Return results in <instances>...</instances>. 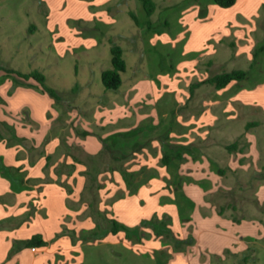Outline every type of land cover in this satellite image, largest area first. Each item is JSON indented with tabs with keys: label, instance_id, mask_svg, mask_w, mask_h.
Returning a JSON list of instances; mask_svg holds the SVG:
<instances>
[{
	"label": "rangeland",
	"instance_id": "374dc122",
	"mask_svg": "<svg viewBox=\"0 0 264 264\" xmlns=\"http://www.w3.org/2000/svg\"><path fill=\"white\" fill-rule=\"evenodd\" d=\"M114 1L0 0V118L46 152L60 140L48 163L66 174L80 163L86 181L74 199L58 184L46 185L31 222L26 215L18 221L20 210L0 204V264H264V218L252 206L239 212L254 202L253 186L241 182L247 174L230 170L236 152L221 150L235 141L240 146V137L233 139L254 116L242 112L224 127L231 115L224 113V98L231 93L209 84L191 90L224 71L247 70L245 87L264 77V52L247 60L264 46V0H237L227 9L213 0H153L150 17L138 0ZM230 29L239 32L235 44ZM111 44L121 46L127 65L116 91L105 90L100 79L111 68ZM34 70L58 91L59 103L14 74ZM193 128L201 153L221 163L212 170L190 165L194 179L224 171L221 180L211 176L221 183L213 197L197 180L180 179L176 166L184 152L195 158ZM29 141L13 138L18 144L11 148L0 142V156L11 166L23 162L16 156L25 146L32 150ZM42 151L34 153L45 156ZM31 170L42 172L40 164ZM113 171L121 177L113 178ZM3 186L9 183L0 174L1 197ZM229 206L235 211L225 210ZM12 220L17 225L5 228ZM112 220L129 232L112 234ZM37 233L47 246L33 253L24 242Z\"/></svg>",
	"mask_w": 264,
	"mask_h": 264
},
{
	"label": "crops",
	"instance_id": "0c3cea01",
	"mask_svg": "<svg viewBox=\"0 0 264 264\" xmlns=\"http://www.w3.org/2000/svg\"><path fill=\"white\" fill-rule=\"evenodd\" d=\"M115 1H117V0H115ZM234 31H236V30L230 29V34H231L230 40L234 41V44H235L236 38L234 37V35L239 34V32L233 33ZM240 34H241V31H240ZM109 50H110V48H109ZM247 60L250 61V63L253 62L252 54H250L249 57H247ZM248 80H249V73H248V78L245 81H243L239 84L231 83L227 88H225L226 90L224 92L225 93L226 92L231 93V94L227 98H224V103H225L224 113H227V114L230 113L231 115H230V117L224 118V127H226V125H229V123H230L229 121H231L234 117L239 116V115L241 116L243 114L242 112H244L245 114L251 115V116L253 115L254 118L250 119V120H246L244 125H243V130H242L241 134H239L236 138L233 139V140H235L238 137H240L241 144L239 147L236 146L234 149L228 151L226 148V145L224 144V147H222L221 150H223V151L226 150L229 154H232L234 151L236 152L234 154L235 159L231 160L230 164H228L230 166V170L237 169L241 173V176H243L244 174H247L248 175L247 181L245 182V181L241 180V182L246 184V188H250L251 187L250 184L253 186L252 191H251L252 192L251 197L253 198V201H254L253 203H255V204L248 203L245 207L243 206V208L239 212L243 216L244 212L247 213V211L249 210L248 209L249 206H252V208H254V210L256 211V215L258 214L260 216V218H264V134H263V129H264V99H262L263 98L262 95L264 94V91L260 88V87H264V77L261 76V79L260 78L256 79L257 83L255 86H251V87L246 86L245 87L244 85L247 84L246 82ZM259 81H261V82L259 83ZM17 85L19 86V84H17ZM232 86H239V88L236 91L230 92L231 91L230 88ZM19 87L20 88H30V87H26L24 85H21ZM260 99H262V100L260 101ZM0 106L4 107V103L1 102ZM73 113L74 112H71V113H69V115L73 116ZM117 113H119V112H117ZM211 116L213 119H216L213 115H211V113H206L205 117H207V119H210ZM73 118L75 119V116H73L72 119ZM203 119H204V117H203ZM0 123L3 126V132H0V142H2L7 148H11L15 144H18V143H15V144L11 143L13 138H15L17 140L23 139L25 141H29L26 138L17 135L13 125H11L8 122H5V119L0 118ZM252 123H256V124L250 125L249 127L246 126L247 124H252ZM199 124H200V122H198V125ZM8 128H11V129L8 130ZM195 130L196 129L193 128V130H192L193 139L190 141V143L194 145V152H195L194 157L195 158H190L189 156L185 155V152L183 153L182 156L181 155L178 156V159H180V158L182 159L181 163L179 165H176L179 167L180 179L189 180L191 177L192 181L195 180L194 179V177H195L194 172H192V170L189 169L190 165L193 168L195 166L198 167V166L204 164V165H206L205 166L206 169H207V167L211 168V166H212V168L214 167V169H215V166H217V168H219V166H221L220 161H218L216 159V157H212L210 155V153L208 154V156H206L204 153H201V151L204 152V150L201 149L200 144H199V140L201 139V135L196 134ZM84 133H88V132L84 131L83 134ZM223 133L225 134L226 130H224ZM80 141L81 140H79L78 143H80ZM29 142H31V141H29ZM31 144H32V146H31L32 150H29L28 147H26L24 145L25 146V152L18 153L16 156L18 161L22 159V160H24L23 162L20 161L19 163H16V164L11 166L8 163L4 162L3 158L0 156V163H2L3 166H5L8 169V171H7L8 177H4V176H2V177L6 178L8 180V183H9L8 189H5V187L3 186L4 187V190H3L4 195L2 197H1L2 194H1V190H0V204H2L4 206H9V205L13 206V209L17 212L20 210L18 213H20L21 216H20V220H18V221H22L23 220L22 218L25 215H26V219H28L30 222H31V220L34 219L37 212L41 208L42 190L46 185L58 184V187L62 191H64L69 198L74 199L72 194L76 191V196L79 195V197H80V194L81 195L83 194V190H84V186H85V182H86L85 177L83 176V173H82L85 169H84V166L81 165L80 163H73L71 160V163L75 164V171L73 170V173H71V174L59 173V172L57 173L55 171V163H51V164H50V162L48 163L47 157H49L53 152H55L57 147L60 145V140L58 142L57 147L52 152H46L44 150V148L35 146L32 142H31ZM83 148L86 151V148L84 146H83ZM37 149H42L45 152V156L43 154L42 155L39 154V156L35 155L34 152H36ZM90 155H92V154H90ZM92 156H94V155H92ZM135 156H136V154H135ZM158 159H159V157H157V160ZM37 164H40V167L42 169V172H40L39 176L33 175L32 174L33 170H31ZM169 164L166 166H169ZM30 167H32V168H30ZM28 168H30V169H28ZM198 168H200V167H198ZM212 168H211V170H212ZM185 170H189L188 173H186ZM215 173L218 175V177L221 180L222 176H223L222 174L224 173V171L223 170L219 171L218 169L213 170L212 172H210L209 175L207 174V171H205L203 174L198 173V177H196V180L200 184L205 186V188L207 189L206 192H208V195H210L211 197H213L215 194H218L216 192L218 191L220 184H221V183L217 184L218 182H216V180H215V183H213L211 181V179H212L211 176L212 175L215 176ZM165 174H167L166 179H169L170 178L169 174L168 173H165ZM191 174L193 177L191 176ZM111 176L113 178H114V176H118V178H119V177H121V173L119 171H113L111 173ZM65 184L70 185L71 189L68 190L66 188ZM207 205L209 207L211 206V208L215 212H217L216 206H215L212 199L207 200ZM80 208L83 210L88 209L87 205H85V204H83ZM229 209H230V211L232 210V212H234L236 207L229 206L225 210H229ZM224 212L222 214H219L217 212V214L223 215ZM15 222H16L15 220H12L10 225L6 224L4 227L7 229L9 227H14L17 225V223H15ZM1 225H3V224H1ZM34 235H41V234L37 233ZM42 238H43V236H42ZM46 246H47V244H46ZM46 246H44V247H46ZM44 247H42V248H44ZM4 249H6V247H4ZM31 251H32V248H31ZM32 252L36 253L37 248Z\"/></svg>",
	"mask_w": 264,
	"mask_h": 264
},
{
	"label": "trees",
	"instance_id": "16d2710c",
	"mask_svg": "<svg viewBox=\"0 0 264 264\" xmlns=\"http://www.w3.org/2000/svg\"><path fill=\"white\" fill-rule=\"evenodd\" d=\"M148 17L152 16L155 12L156 5L153 0H138ZM237 0H213L215 5H217L220 8L227 9L231 8L235 5ZM131 19L136 25H139L140 22L138 18L132 13H129ZM150 23H148L149 25ZM260 52H264V46H261L257 48L253 53V58H257ZM110 64L111 68L106 69L101 72L100 79L102 86L107 91H116L120 88L122 84V77L121 74L126 71L127 65L126 61L123 57V49L117 45V44H111L110 46ZM13 73V72H12ZM14 74L24 81H34L40 88L41 93L47 94L50 98L55 100L57 103L61 101V96L58 93V91L46 84V77L43 73L40 71L34 70L29 73H18L14 72ZM248 78V71L237 69V70H231V71H224L219 74H216L214 76L208 77L207 79L195 83L191 85V90L194 88H197L198 86L202 84H209L212 85L216 90H223L227 88L231 83L239 84L243 81H245ZM256 123L247 124L246 126L249 127L250 125H255ZM85 135L87 133H84ZM237 146V142L235 141L231 145H227V150H232ZM171 161V158L168 155H164L162 158V162L164 165H168ZM8 169L3 166L2 163H0V174L4 177H8L7 174ZM96 179L92 178V181L94 182ZM124 230L127 233L129 230L118 223L115 220H112V228L110 232L112 234H117L119 231ZM127 238H130L129 234H126ZM24 244L26 246H29L31 248H42L46 246V241L42 238L41 235H34L29 240L25 241Z\"/></svg>",
	"mask_w": 264,
	"mask_h": 264
},
{
	"label": "built area",
	"instance_id": "2783aa9c",
	"mask_svg": "<svg viewBox=\"0 0 264 264\" xmlns=\"http://www.w3.org/2000/svg\"><path fill=\"white\" fill-rule=\"evenodd\" d=\"M35 249L34 248H32V251H34Z\"/></svg>",
	"mask_w": 264,
	"mask_h": 264
}]
</instances>
